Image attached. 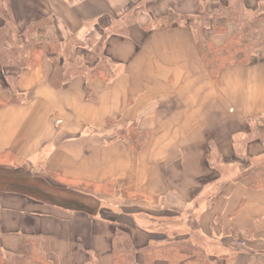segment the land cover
<instances>
[{"label": "crops", "instance_id": "obj_1", "mask_svg": "<svg viewBox=\"0 0 264 264\" xmlns=\"http://www.w3.org/2000/svg\"><path fill=\"white\" fill-rule=\"evenodd\" d=\"M9 1L20 31L49 20L31 38H57L62 48L76 38L80 51L85 36L100 37L129 14L136 20L126 35L106 39L104 54L116 64L108 83L75 75L55 88L48 56L19 73L0 63V166L41 178L55 195L95 198L101 207L93 217L39 192L0 186V253H16L24 237L46 236L56 264H113L117 230L143 248L167 238L151 225L177 218L173 226L195 238L212 264H223V257L232 264L264 261V189L234 181L247 164L264 163V58L225 67L216 84L193 28H145L143 14L197 17L195 0ZM245 3L255 16L264 0ZM212 39L221 45L225 35ZM132 124L150 132L142 150L115 138ZM82 184L115 191H82ZM136 219L147 232L135 228ZM253 224L263 229L237 234Z\"/></svg>", "mask_w": 264, "mask_h": 264}, {"label": "trees", "instance_id": "obj_2", "mask_svg": "<svg viewBox=\"0 0 264 264\" xmlns=\"http://www.w3.org/2000/svg\"><path fill=\"white\" fill-rule=\"evenodd\" d=\"M199 14L197 17L180 15L170 12L166 16H159L163 19L145 28L151 30L160 25L171 26L175 23L184 24L194 29L197 38V48L201 61L211 76L218 84L219 78L225 67L233 64H248L256 55L255 51L261 50L264 53V3H261L259 11L252 19L246 14L252 13L248 9L245 0H195ZM131 19V20H130ZM0 63L5 69H15L19 73L23 69L36 68L45 56H48L53 63V71L50 82L55 88H62L69 79L75 75H83L89 79H101L108 83L116 75V64L110 61L104 54V44L111 33L126 35L128 26L134 23L136 18H123L120 23H112L100 36L90 50L89 55L83 56L79 50L73 51L70 55V63L82 58L86 64H94L93 67L79 66L73 72L71 65H67V57L63 59L61 42L57 38L32 39L35 32L43 33L41 28L50 23L49 20H39L33 23L27 30L20 31L14 17L9 0H0ZM159 21V18L157 19ZM234 30L231 32L232 27ZM212 31L214 36L225 35L221 45H215L212 38L206 32ZM48 45V51L41 47V44ZM79 44V43H78ZM76 47L80 49V45ZM77 71V72H76ZM263 131V132H262ZM264 139V127L259 129ZM150 137V132L140 131L136 124H132L127 130L121 132L115 138L126 140L132 149L142 150ZM18 168H7L0 166V186L13 190L39 192L44 198H51L55 202L82 209L90 216H98L101 207L100 202L92 198L91 203H86L79 197L69 198L66 195H55L40 185L49 186L47 182L39 177L29 176ZM245 179L251 181L250 187L255 190L264 189V163L260 165L247 164L243 171L235 178V182ZM64 187V186H62ZM49 188V187H48ZM77 195V194H75ZM72 205V206H71ZM155 218V217H153ZM156 219V218H155ZM179 219H158L156 225L149 229L161 233L167 238L165 241L155 244H148L143 248H137L131 242L126 232L117 230L113 246V264H212V261L195 238H185L180 235V230L173 226ZM179 222V221H178ZM256 223V220H255ZM135 228L147 232V228L135 221ZM263 227L253 224L244 232L238 231L239 236L255 233ZM230 232L236 231L229 228ZM52 252V242L49 237H24L19 250L14 254L0 253V264H56L49 259ZM64 259L61 264H67ZM223 264H232V259L223 257ZM90 264V259L87 261ZM252 264H264L260 261Z\"/></svg>", "mask_w": 264, "mask_h": 264}, {"label": "rangeland", "instance_id": "obj_3", "mask_svg": "<svg viewBox=\"0 0 264 264\" xmlns=\"http://www.w3.org/2000/svg\"><path fill=\"white\" fill-rule=\"evenodd\" d=\"M150 4V3H149ZM154 13V12H153ZM132 15H134V17L136 18V14H129V16H127L126 17V19H129V18H131L132 17ZM143 15H145V16H147V20H148V22H149V24L148 25H151V24H154V23H156V22H160V20L162 19V18H160L159 17V21L157 20V17H156V15L157 14H143ZM158 15H161V14H158ZM252 15L253 14H246V17H248V18H250V19H252L253 17H252ZM131 20V19H130ZM161 21H163V19L161 20ZM1 22V21H0ZM91 29V25H89V30ZM234 30V26L232 27V29H231V32ZM206 34H207V36L208 37H210V38H212V37H214V35H213V33H212V31H208V33L206 32ZM100 37L98 36V33L96 32V33H94L93 32V34L91 35V36H89V38H87L86 36L84 37V43H83V45H84V49H83V51H81L82 53H83V55L84 54H86V52H87V50H86V47H88L89 46V44H94L95 42H97L98 41V39H99ZM83 40V39H82ZM213 40V39H212ZM263 40H264V37H263ZM78 43H80L79 41H78V39H76V38H74L73 40H72V42H70V43H68L64 48H62V52H63V54H65L66 52H67V54H65L64 56H62L63 57V59L64 58H66L67 59V61H69L68 62V64L67 65H71V67H72V71L73 72H75V70L77 69L78 70V67L80 66H86L85 65V61L81 58H78V60L76 59V60H74V63L72 64V63H70V55L73 53V51H75V50H79V48H76V44H78ZM66 51V52H65ZM80 51V50H79ZM255 53H256V55L253 57V59H255V58H257V57H263L264 58V53H263V51H261V50H258V51H255ZM252 59V60H253ZM85 68V67H84ZM14 71H16V68L14 69ZM77 72V71H76ZM61 184L63 185V186H68L69 184H67L66 182H61ZM40 186H42L43 187V185H40ZM45 186V185H44ZM47 187V186H46ZM78 189H80V190H82V191H84V190H87L88 192L90 191H93L94 193H98V194H107V193H110V194H114V186L113 185H109V186H105V187H97V188H95V187H91V186H89V185H85V184H82V185H78V187H77ZM240 240H243V238L241 237L240 238ZM240 243V242H239ZM242 244V243H241Z\"/></svg>", "mask_w": 264, "mask_h": 264}]
</instances>
